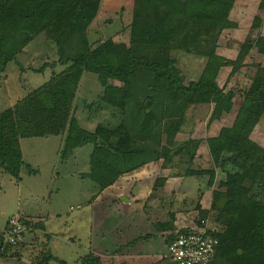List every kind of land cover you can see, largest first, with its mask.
Returning a JSON list of instances; mask_svg holds the SVG:
<instances>
[{
	"label": "rangeland",
	"instance_id": "1",
	"mask_svg": "<svg viewBox=\"0 0 264 264\" xmlns=\"http://www.w3.org/2000/svg\"><path fill=\"white\" fill-rule=\"evenodd\" d=\"M143 2L150 8L154 4L152 14L135 23L133 14L143 10ZM138 4L78 0L28 46L25 57L6 66L0 81V112L56 74L66 73L68 60L102 46L104 63L98 73H82L68 120L98 137L111 133L107 141L115 148L123 132L143 152H136L125 167L119 162L123 169H133L104 191L88 177L93 144L63 156L67 128L60 136L21 139L23 165L18 178L0 170V226L20 216L32 226L13 254L0 256V264H41L47 257H53L48 264H81L101 247L108 249L107 254L116 248L127 234L122 215H129L132 224L141 216L145 223L156 222L165 210L172 211L175 221L167 240L186 226L203 225L221 235L218 264H251L254 254L264 252V230L257 224L264 217V179L239 181V175L248 172L251 157L264 162V108H249L251 100L246 97L253 77H264V53L255 46L243 52L264 40V0H140ZM76 15L82 16L81 24L73 22ZM207 64L218 67L214 79L218 89L232 95L229 112L212 119V103L192 104V91L174 89L178 80L193 86ZM112 67L122 69V79L105 73ZM155 74L160 79L156 82ZM104 92L123 100L113 101L119 109L103 103ZM244 106L258 114L247 137L256 151L239 157L223 154L214 163L208 140L224 128H240L235 120ZM145 114L148 124L143 127ZM191 142L198 143L195 147ZM155 151L157 160L152 158ZM143 159L153 160L137 166ZM189 170L196 176L189 177ZM230 184L246 190L247 197L239 207L227 198L218 209L217 200L227 197ZM152 199L157 204H149ZM103 263L108 261L103 258Z\"/></svg>",
	"mask_w": 264,
	"mask_h": 264
},
{
	"label": "trees",
	"instance_id": "2",
	"mask_svg": "<svg viewBox=\"0 0 264 264\" xmlns=\"http://www.w3.org/2000/svg\"><path fill=\"white\" fill-rule=\"evenodd\" d=\"M77 1L78 0H0V81L2 80V75L5 73L6 66L10 62H13V60L15 61L18 56L25 57L26 54L24 55V53L29 51V49H27L28 46L39 35H45L46 29L56 20H60ZM138 1L140 2V0H137V4ZM146 4L147 3L143 2V10L139 14H133L135 23L138 21L140 23L146 21L147 18H149L148 15L152 14L151 11L154 4L152 3L151 8L149 5L146 7ZM145 7L147 9H145ZM158 7V11H160L161 5L158 4ZM82 19V16L76 15L73 22L78 21L81 24L83 22ZM223 24L227 26L226 23ZM250 41L251 40H248L249 44H251ZM55 45L57 48L58 44L56 42ZM254 46L259 53H264V40L262 39L258 43L246 46L243 52H246ZM58 52L59 48L57 49V55H59ZM210 52L213 53L212 51ZM104 54L105 50L101 46L93 49L91 52L85 53L79 58L68 60V62H71V65L66 73L61 74L60 72V74H56L41 86L17 100L12 107L0 112V170L18 178L19 169L23 165L19 141L29 137L60 136V134L63 133L62 130L64 131L66 128L67 135L63 138V156L71 154L74 149L86 144L94 145L89 159L90 172L88 177L92 182L97 184L99 190H104L113 185L120 176H123L126 172L128 173L133 169V167L123 169V166H119V162H123L125 167L127 162L132 161L131 158L137 154L136 152H143L141 150L143 147L138 148V146L131 143L129 138L127 139L128 136H126V134L121 132L119 135V133L115 131L112 132L113 135L117 133L119 137L121 136V139L117 141L118 147L115 148L108 144L107 141L108 138L110 139L111 133L107 135V137H105L106 134H102L98 137L95 133L79 128L78 125H76V121L68 120L77 84L82 73H98L99 66L104 63V59H102ZM240 60L241 59H238V61ZM217 69L218 67L215 66L214 69H212L211 65L207 64L198 81L193 86H183L180 80H178L176 83L177 85L174 86V89L178 91H192L190 100L192 104L212 103L214 108L211 119L217 118L221 112H229L231 108V93H223L214 82ZM121 72L122 69L114 67H112L111 70L105 71L108 76H118L122 79V77L119 76ZM155 77L156 79L153 78L155 82L160 80L158 74H155ZM254 77L246 93V97L250 98L248 100H251L249 108H258L259 105L261 108H264V77H258L257 75L255 78ZM172 83L174 84L173 81ZM154 84L156 86V83ZM101 99L106 105L118 109L120 107L112 105L113 101L123 102V100H115L112 96L106 95V92H104ZM147 116L148 115L145 114L143 127L148 124V122H146L148 119ZM257 118V112L247 109L244 106L240 108V112L235 120L236 126L240 128H224L220 131L218 136L208 140L209 153L214 163L217 164V160L223 154L235 153V155L239 157L248 153L251 149L256 151L251 146L247 137L255 125ZM68 124L70 128H68ZM235 131H237V134ZM98 139L104 143L98 144ZM191 143L196 147L198 142ZM153 153L155 154L152 155V158L157 160L159 158L158 152L155 151ZM152 160L143 159L141 162H138L137 166H142ZM116 161L117 163H115ZM263 163L259 162L258 158L251 157L248 161V172L243 171V173L239 175V181L244 182L246 178H249L253 183H257V181L264 179ZM196 174V172L190 170L187 173L188 176L192 177L196 176ZM210 174H212V172H210ZM237 189L239 188L230 184L226 190L229 204H233L235 207H239V205L242 204L247 193L244 189ZM21 219L30 229L32 223L24 217H21ZM257 224L264 230V217L262 220H259ZM207 233L218 240L221 237V235H217L209 229H207ZM172 238L173 236L169 237L168 240L170 241ZM219 248L220 240L216 251ZM13 249L14 248L7 249L6 254L12 253ZM263 254L264 252L261 254H254L251 264H264ZM236 257L240 258L241 256H237L236 254ZM50 260H53V257H47L41 264H48ZM60 264H64V262L60 261ZM81 264L103 263L98 257L89 253L82 259ZM247 264H249V261Z\"/></svg>",
	"mask_w": 264,
	"mask_h": 264
},
{
	"label": "crops",
	"instance_id": "3",
	"mask_svg": "<svg viewBox=\"0 0 264 264\" xmlns=\"http://www.w3.org/2000/svg\"><path fill=\"white\" fill-rule=\"evenodd\" d=\"M126 176L127 175L121 176L119 180L123 179ZM128 186L131 187V184ZM200 186L202 185L200 184L199 187ZM107 189L108 188L104 189V191ZM125 202L129 204L132 203V201L128 199H126ZM155 202L156 201H153L152 199L149 202V204L155 205L157 204ZM147 211L152 212L151 209ZM163 213H165L164 216ZM163 213H162V218L164 220H162L161 218L156 222L145 223L146 221H144V217L141 216L140 221H136L134 217L133 224L129 222L131 218L129 215H122L123 216L122 218H124V221L127 224L124 227V232L127 233L125 237L121 241L117 242L118 245L114 250H111L109 254L105 253L108 251V249H105L103 247H101L102 251L100 252L94 251L93 253L101 257L99 259L101 260L102 263H103V258L108 261V263H103V264H174L167 257V238L168 236H170L168 234L172 232V225L175 223L173 219L174 215L172 214V211H168V210H165ZM151 216L155 217L156 213H151ZM138 219H140V217ZM148 228L153 230L152 232L153 234L146 233L147 231L146 229ZM218 251L219 249L215 252L211 264H218L219 262L218 259L221 257V255H218L219 254ZM236 254L237 256H239L238 251Z\"/></svg>",
	"mask_w": 264,
	"mask_h": 264
},
{
	"label": "built area",
	"instance_id": "4",
	"mask_svg": "<svg viewBox=\"0 0 264 264\" xmlns=\"http://www.w3.org/2000/svg\"><path fill=\"white\" fill-rule=\"evenodd\" d=\"M184 228L179 229L170 241L167 240L168 259L174 264H211L219 240L208 234L203 225ZM28 231L21 217L7 219L4 226H0V256L22 243Z\"/></svg>",
	"mask_w": 264,
	"mask_h": 264
},
{
	"label": "water",
	"instance_id": "5",
	"mask_svg": "<svg viewBox=\"0 0 264 264\" xmlns=\"http://www.w3.org/2000/svg\"><path fill=\"white\" fill-rule=\"evenodd\" d=\"M101 142V141H98V143ZM227 201V197L224 195V196H221L218 198L217 200V203H216V207L218 209H222V207L224 206L225 202Z\"/></svg>",
	"mask_w": 264,
	"mask_h": 264
}]
</instances>
